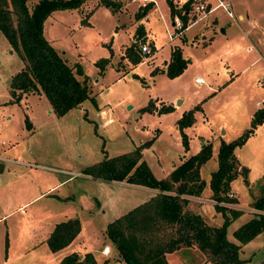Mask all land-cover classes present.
Returning <instances> with one entry per match:
<instances>
[{
    "label": "rangeland",
    "instance_id": "1",
    "mask_svg": "<svg viewBox=\"0 0 264 264\" xmlns=\"http://www.w3.org/2000/svg\"><path fill=\"white\" fill-rule=\"evenodd\" d=\"M34 1L26 0L28 6ZM230 1L234 17L227 16L219 9L215 13L219 17L220 27L225 26L224 32L219 26H214L218 19L213 14L187 25L185 29H188L180 32L184 31L189 38L184 41L179 34L168 37V31L172 29L171 15H168L165 0H160L158 7L147 13V19L143 20L147 35L157 51L149 52L144 58L139 45L148 43V40L143 36L132 39L143 56L126 67L129 70L127 73L122 54L113 66L123 68L115 69L107 64L100 73L93 64L95 58L108 55V49L102 43L109 40L110 31L117 21L114 14L106 11L107 8L99 6L88 15L87 6L83 3L75 8L51 11L44 20L43 34L68 63L78 62L82 71L88 74V83L96 102L103 107L98 113H95V104L85 99L82 106L72 107L67 113L57 116L45 95L36 91L21 95L18 101L10 100V77L24 65V60L0 31V156L23 162L0 160L5 164L0 175V264H37L40 261L43 253L38 249L34 251L38 254H35L26 247L43 230L46 221L43 207L62 211L67 206L75 207L82 225L78 232L77 248L91 251L102 264L100 249L103 244H108L111 252L104 257L112 259L116 249L104 233L110 220L108 204L121 198L123 203L133 201L130 196L132 189L96 177H82L79 174L83 167L102 159L104 155L112 156L132 149L151 138L153 129L160 128L161 134H156L148 145L141 147V157L157 177H161L179 162V155L189 153L188 149L193 143H199L205 137L211 140L208 141L212 147V144L218 143L217 135L228 140L249 126L251 112L258 104L264 103V0ZM90 2L86 1L87 4ZM172 2L174 8L179 4L177 0ZM139 3L140 0L129 2L130 10L137 8ZM237 11L242 12L243 19L236 17ZM195 17L193 15V19ZM129 35L128 31L121 29L115 39L119 44L126 43ZM172 45H178L188 59L184 69L175 78L168 77L161 69L151 72L169 57ZM248 46L250 50L245 49ZM196 78L201 81H196ZM207 85L213 90L210 95L208 92L211 91H206ZM175 94L179 102L183 98V105L190 107L193 102L201 100V108L193 112V122L183 128L187 136L186 149L181 144L177 127L174 132L170 126L171 117H159L166 112H157L154 107L152 110H140L151 98L168 100ZM203 96L205 98L202 99ZM83 110H86V116ZM148 129L149 132L146 131ZM251 133L233 152L240 166L249 167L248 180L245 182L242 175L237 173L226 193L235 200L237 196V201L224 203L241 209L248 217L259 211L251 203L261 193L259 183L264 172V120ZM215 162L216 158L210 156L201 164L204 195L210 192L208 177L216 167ZM22 168L27 169L17 171ZM6 170L9 171L5 173ZM48 170L62 179L70 176L54 191L57 196L36 198L22 209H15L16 204L29 193L41 189L43 174H47ZM5 174L11 175L10 190L7 185L4 186ZM20 174L22 176L18 178ZM106 186L113 188L107 189L109 200L104 196ZM102 199L103 205L107 206L103 211L98 204ZM11 209L14 210L2 216ZM202 212L201 215L210 225L221 223V213L212 204L205 203ZM62 218L64 216H59L56 221ZM245 219L238 216L227 226L228 239L233 240L232 230ZM7 226L12 239L9 244ZM17 233L18 237L23 235V245L13 239ZM244 244L239 250L240 258L253 264H264V231ZM166 259L169 264H211L207 255L195 245L180 244L166 253Z\"/></svg>",
    "mask_w": 264,
    "mask_h": 264
},
{
    "label": "trees",
    "instance_id": "2",
    "mask_svg": "<svg viewBox=\"0 0 264 264\" xmlns=\"http://www.w3.org/2000/svg\"><path fill=\"white\" fill-rule=\"evenodd\" d=\"M84 1L86 0H36L28 6L26 0H0V31L24 60V65L10 77V100L18 101L22 93L42 92L57 116L65 114L85 99L95 104L87 74L82 71L78 62L68 63L45 38L42 29L44 19L51 11L75 8ZM97 2L111 10L119 6V0ZM167 5L170 15L179 12L173 7L171 0H167ZM146 8L147 5L140 6L135 15L142 16ZM181 17L185 21V17ZM136 30L137 37L143 36L141 26L138 25ZM108 49L111 55L109 46ZM122 55L131 63L141 59L135 42L127 45ZM187 61L180 47L175 46L170 51L164 72L168 77H174L184 69ZM108 62L109 56H101L93 63L101 73ZM155 70L154 68L151 72ZM200 101L182 111L175 120L184 149L187 148V136L183 128L193 122V112L201 108ZM152 108L153 102L149 99L140 110ZM172 109L171 104H162L157 112H168ZM263 120L264 103L254 109L249 126L240 134L227 141L220 139L216 167L208 178L211 196L215 201L213 206L222 216L219 225H210L199 212L186 207L188 198L185 195H197L204 186V180L199 176V167L211 155V143L208 140H201L195 153L182 159L163 177H156L141 157V147L148 145L154 136L128 151L112 156L104 155L102 159L83 167L81 172L102 180H123L158 189L154 195L106 224L105 236L113 243L118 258L124 264H169L166 253L183 244L195 245L207 255L211 264H253L240 258L239 250L242 244L264 231V172L260 176L261 193L251 203L259 211L232 230L236 241L226 237V228L242 211L224 203L236 201L226 193L230 181L237 173L247 182L248 169L244 165H238L233 150ZM167 229L169 231L164 232ZM79 230L80 221L77 216L59 220L54 223L45 242L50 251H57L66 246ZM57 264L98 263L90 251L81 256L78 252L71 251L64 254Z\"/></svg>",
    "mask_w": 264,
    "mask_h": 264
},
{
    "label": "crops",
    "instance_id": "3",
    "mask_svg": "<svg viewBox=\"0 0 264 264\" xmlns=\"http://www.w3.org/2000/svg\"><path fill=\"white\" fill-rule=\"evenodd\" d=\"M87 1V0H86ZM86 1H84L83 3L86 4L87 6V12H88V15L91 14L93 12L94 9H96L97 7L101 6V7H105L107 8V12L109 14H114V16L116 17L117 21L116 23L114 24V28L110 31V37H109V40L108 41H105L103 42L102 44L108 49V46L111 48V55H109V49L107 50L108 51V55L106 56H109V62L107 64H110V65H114V62H116V60L118 61L119 58H117L120 54H123L124 52V48L129 45L131 42H132V39H134L135 37H137V30H136V27L139 25L141 26L142 30H143V37L146 39V41L148 40V45L152 48L151 49V52H156L157 50H155V47L152 43V40L148 37L147 35V27L145 26L143 20L147 19V13H149L150 11L154 10V8H157L158 5H159V2L160 0H149L147 2V8H146V11L145 13L142 15V16H136V12L138 10V8L141 6V3L144 1V0H140V3L138 4V7L137 8H134L132 10H130V7H129V2H131L132 0H119V6L116 8V9H113L111 10L109 7H106L104 5H101V4H98L97 0H91V2L89 4L86 3ZM147 1V0H146ZM171 1H174V0H171ZM230 4L232 5V2L229 0ZM82 3V4H83ZM165 3H166V10L168 12V15H170V11H169V7L167 5V0H165ZM173 3V2H172ZM89 5V6H88ZM237 14V18L238 19H243V15H242V12L241 11H237L236 12ZM50 15V14H49ZM48 15V16H49ZM47 16V17H48ZM214 16H216V18L218 19V23L215 22L214 23V26L217 27L219 26V28L221 29V27L223 28V31L221 32H224L225 30V26H221L220 27V22H219V17L217 14H215ZM46 17V18H47ZM45 18V19H46ZM44 19V20H45ZM85 20V19H84ZM251 22V21H250ZM44 23V21H43ZM44 26V25H43ZM129 26L130 29H129ZM43 29V27H42ZM123 30V31H128L130 33V35L128 36V40L126 43H121L119 44L117 39H115L117 36H118V33H119V30ZM188 29V28H187ZM187 29H183V30H187ZM210 29H214V28H209L208 30ZM180 38L184 41L188 40L189 38L186 37L184 31L182 33L179 34ZM186 37V38H185ZM209 37V36H208ZM47 39V38H46ZM48 41L50 43H52L49 39ZM150 41V42H149ZM175 46H178V45H172L170 47V50H169V55H170V51L173 47ZM179 47V46H178ZM249 47V46H248ZM247 49V47L245 48ZM250 50V49H248ZM182 52V51H181ZM141 54V53H140ZM183 55V54H182ZM141 56H143L141 54ZM261 58H262V55L260 54L259 55ZM184 57V56H183ZM98 58V57H97ZM95 58L93 60V62L97 59ZM169 57L166 59H163L162 62L159 63L160 66H156L155 69L157 70H162L164 71L165 69V64L166 62L168 61ZM141 60V59H140ZM123 63H124V68H125V71L126 73L129 72V70L126 68L128 65L132 64L126 57L122 60ZM94 64V63H93ZM106 64V65H107ZM95 66V65H94ZM114 67V66H113ZM123 67H120L119 68H123ZM115 69H119L117 66L114 67ZM98 70V68H97ZM86 74V73H85ZM88 76V74H87ZM127 76L129 77L130 75L127 74ZM177 77V76H176ZM175 78V77H174ZM206 91H211V92H208V95H210L212 93L213 90H211V86L210 85H207V88H206ZM26 93H22V96L23 95H26ZM178 96L177 94L171 96L168 100H162L160 98H151L152 102H153V107L155 109H157L160 105L162 104H173V109L166 112V113H161L159 115V117L161 118H165L167 116H170V126L172 127V130L174 132H176V125H175V120L181 115L182 111L188 109L190 106L188 104L186 105H183V101L184 99L182 98L180 100V102L178 104L176 103H173V100L174 99H177ZM202 98H205V96H203ZM83 102V101H82ZM82 102L80 104H78V106H82ZM198 102V100L196 102H188V103H192V106L194 104H196ZM260 104H258L259 106ZM77 106V105H76ZM74 106V107H76ZM201 106V105H200ZM257 106V107H258ZM95 109H96V112L95 113H98L100 110L103 109V107H101L97 102H96V99H95V105H94ZM154 109V110H155ZM70 110V109H69ZM68 110V111H69ZM67 111V112H68ZM106 113H108L106 110H104ZM156 111V110H155ZM254 111V110H253ZM252 111V112H253ZM66 112V113H67ZM251 112V114H252ZM251 114H250V117H251ZM83 115L86 116V110H83ZM98 123V122H97ZM186 129V128H185ZM254 130V129H253ZM146 131H150V129L146 130ZM253 132V131H252ZM156 134L160 135L161 134V129L160 128H155L153 129V134L152 136H156ZM253 135V133H251ZM217 139L218 140V143L217 145L215 144H212V147H211V155L212 157H215L216 158V152H217V149H218V145H219V142H220V139H223V140H226L224 137L220 136V135H217ZM202 140H210L208 138H202ZM229 140V139H228ZM1 141H4L3 139ZM211 141V140H210ZM141 143V142H140ZM200 147V142H196V143H193L192 147L190 145V148L188 149V154L185 156L184 153H182V155H179V162H181L182 159H184L185 157H187L188 155L190 154H193L195 153ZM235 149V148H234ZM187 152V151H186ZM234 152V150H233ZM235 156V155H234ZM237 160V159H236ZM179 162H177L175 165H177ZM238 165H239V162H237ZM216 164V162H215ZM173 166V167H174ZM240 166V165H239ZM172 167V168H173ZM247 167V166H246ZM171 168V169H172ZM200 168H201V165L199 167V176L200 178L203 179V177H201L200 175ZM5 169V164L2 162V165L0 166V175L3 173ZM27 168H22V170H17V171H23V170H26ZM48 169H50V167H48ZM170 169V170H171ZM248 171H249V167H247ZM52 170V169H51ZM51 170H48L47 174H43V179L41 180V183H43V185L41 186V189H39L38 191H35L33 194L29 193V195H27L25 197L24 200L18 202L16 204V207L15 209H22V206L30 203L32 200L36 199V198H41V197H44V196H47V195H55L54 191L59 188L60 186H62L67 180L68 178H70V176L68 177H65V178H59L54 172H52ZM82 170V169H81ZM153 170V169H152ZM170 170L164 172L161 177L165 176ZM9 170H6L5 173H7ZM212 171V170H211ZM210 171V172H211ZM247 171V173H248ZM153 174L156 175L155 171H152ZM82 177H86V178H90L92 176L88 175V174H85L83 172H80V174ZM22 175L20 174L18 178H20ZM157 177V175H156ZM209 178V177H208ZM99 179V178H97ZM204 180V179H203ZM248 180V179H247ZM4 181H5V185L8 186L9 190L11 189V186H10V182H11V175L10 174H5L4 176ZM111 182V183H115L117 185H124V186H127V187H131V194L130 196L133 197V201L131 202H127V203H123L122 201V198L121 199H118V200H111V202L108 204V209H109V218L111 221L113 218L121 215L122 213L126 212L128 209L132 208L133 206L137 205L138 203L148 199L149 197H151L152 195H154L158 189L156 188H152V187H147V186H143V185H138V184H132V183H128V182H125L123 180H106V182ZM102 184V183H100ZM230 184V187H231V182L229 183ZM248 187V185H247ZM134 188H137V189H134ZM204 188V187H203ZM203 188L201 190V192L197 195H185L187 198H188V209H191V210H194L196 212H199L200 214L203 215V212H202V206L205 204V203H208V204H214V199L211 198L212 196L211 195V190L210 192L207 194V195H204L203 194ZM113 190L112 187H109V186H106V189L104 190L105 192V198L107 200H109V192L108 190ZM233 189V188H232ZM57 196V195H55ZM210 196V197H209ZM9 197H10V192H9ZM58 199L60 198L57 197ZM56 198V199H57ZM55 199V198H54ZM103 201L104 199H102L100 202L98 201V204L100 205V209L101 211H103L104 208H107L106 205H103ZM236 201H237V196H236ZM128 204V205H127ZM237 204V202L235 203ZM12 210L14 209H11L9 210L8 212L2 214V216H4L5 214L11 212ZM43 212L45 213L44 214V219L46 220L45 223L43 224V230L42 232L40 231V235L39 237L36 239V240H31V242L28 244L29 247H26V250H29V251H41L43 254L41 256V258L39 259L40 261L37 263V264H57L58 260L66 253L68 252H71V251H76L78 252V255L81 256L84 252L86 251H89V250H81L79 248H77V243H78V233L76 234V236L64 247H62L61 249L57 250V251H50L46 242H45V239L47 237V235L49 234L50 230L52 229L53 225L56 221V218H59V216H64V218L62 219H65V218H68V217H72V216H76L78 215V212L75 211V207L73 206H67L65 208L64 211L60 210L59 208L58 209H49V207H43L42 208ZM241 218H246L245 220H247L249 217L247 215V213L245 212H242L240 215H239ZM60 219V220H62ZM80 220V219H79ZM244 220V219H243ZM59 221V220H58ZM108 221V222H109ZM242 223V222H241ZM240 224V223H239ZM238 224V225H239ZM237 225V226H238ZM236 226V227H237ZM7 229H8V244L10 243V241H12L11 239V236L9 234V227L7 226ZM82 229V225L80 226V230ZM80 232V231H78ZM35 234V233H34ZM259 234V233H258ZM257 234V235H258ZM256 235V236H257ZM255 238V237H254ZM254 238H252L251 240H253ZM16 240V242H18V244H21L23 245V242L25 241V239L23 238V235H21V237H18V233L16 234V237L13 238ZM231 240V239H230ZM251 240H249L248 242H246L245 244H248ZM77 241V242H76ZM233 241H236L234 238H233ZM82 243V242H80ZM244 244V245H245ZM103 246H108V252L107 253H103L101 252V249H100V253L103 255V257H101V260H102V264H114L115 262L119 263V264H124V262L122 260H120L117 256V253L116 251L113 253V255L111 256L112 259L108 260L107 257H104V255H107L111 252V246L108 245V244H103ZM102 246V247H103ZM101 247V248H102ZM37 249V250H36ZM9 251V249H8ZM91 252V251H90ZM35 254H38V252H34ZM92 253V252H91ZM95 260L98 262V260L96 259L94 253H92ZM99 264V262H98Z\"/></svg>",
    "mask_w": 264,
    "mask_h": 264
},
{
    "label": "built area",
    "instance_id": "4",
    "mask_svg": "<svg viewBox=\"0 0 264 264\" xmlns=\"http://www.w3.org/2000/svg\"><path fill=\"white\" fill-rule=\"evenodd\" d=\"M149 0H144L141 3V6H145ZM178 5L177 9L179 12H174L171 15V26L172 29L168 31V37L172 38L175 34H180V32L187 27L189 24H193L196 20H201L205 16L213 15L216 11L222 10L229 17H234V14L231 10L229 0H177ZM181 15L185 17V21H183ZM193 15H196L193 19ZM251 47H247L250 49ZM139 51L144 54V58H146L147 54L151 52L148 43H142L139 45ZM196 81H201L200 78H196ZM3 143V141H1ZM0 160L14 161L18 163H23L17 159H9L0 156ZM26 164V163H25ZM101 252L107 253L108 246H103L101 248Z\"/></svg>",
    "mask_w": 264,
    "mask_h": 264
},
{
    "label": "water",
    "instance_id": "5",
    "mask_svg": "<svg viewBox=\"0 0 264 264\" xmlns=\"http://www.w3.org/2000/svg\"><path fill=\"white\" fill-rule=\"evenodd\" d=\"M81 22H83V20H81ZM221 31H223V28L221 27V29H220ZM175 103L176 104H178L179 103V99L177 98V100L175 101ZM2 165V162H0V166Z\"/></svg>",
    "mask_w": 264,
    "mask_h": 264
}]
</instances>
